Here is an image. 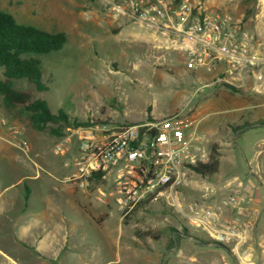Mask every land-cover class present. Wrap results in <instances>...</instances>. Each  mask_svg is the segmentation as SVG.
<instances>
[{
    "label": "rangeland",
    "instance_id": "1",
    "mask_svg": "<svg viewBox=\"0 0 264 264\" xmlns=\"http://www.w3.org/2000/svg\"><path fill=\"white\" fill-rule=\"evenodd\" d=\"M193 1L238 20L253 50L264 59V0ZM114 3L117 0H0V10L12 13L18 22L66 33L68 41L61 49L37 55L48 90L37 91L25 78L15 79L14 87L31 89L54 112L62 109L80 125L65 127L62 136L51 133L50 128L58 125L54 123L35 130L29 113L6 107L1 94L0 112L3 109L17 118L28 141L25 127L36 133L37 140L45 141L42 150L61 162L67 157L70 163L77 140L71 151H55L56 141L70 129L96 124L116 129L185 109L200 118L196 134L207 148L206 163L211 169L192 177L183 192L182 210L161 201L137 205L125 214L117 207L111 214L110 208L103 211V216L109 214L104 226L115 237L110 248L98 234L101 227L85 219L89 212L80 213L54 191L44 189L48 198L58 200L52 207L66 214L65 223L56 224L57 233L65 225L70 232L68 245L82 247L78 256L57 253V264H264V125L257 123L264 118V64L261 80L251 71L243 72L240 90L213 83V77L187 70L180 52L156 39L149 27L115 9ZM10 146L11 158L0 159V264H33L38 254L23 242L22 235L33 236L43 207L34 192L28 198L27 183H17L20 175L28 174L21 159L30 151ZM51 173V180L57 182L59 173ZM205 185L211 188L208 195ZM234 192L244 196L250 209L252 224L243 240L220 241L212 237L220 227L192 222L191 205L199 210L209 204L217 208L223 196ZM83 200L87 205L100 204L93 195ZM222 211L230 218L237 214L232 208Z\"/></svg>",
    "mask_w": 264,
    "mask_h": 264
},
{
    "label": "built area",
    "instance_id": "2",
    "mask_svg": "<svg viewBox=\"0 0 264 264\" xmlns=\"http://www.w3.org/2000/svg\"><path fill=\"white\" fill-rule=\"evenodd\" d=\"M114 8L149 27L155 38L183 56L187 70L227 82L236 87L244 71L257 80L264 59L252 48L248 33L238 20L193 0H117ZM200 118L185 109L162 119L129 123L116 129L96 124L70 129L58 139L55 151L77 148L66 180L86 192H95L103 203H113L123 212L152 202L182 210L183 192L208 159L207 148L196 134ZM198 130V129H197ZM0 137L28 153L30 142L23 128L0 115ZM76 137V139H75ZM75 140V141H74ZM97 181V183H94ZM204 194L211 191L203 186ZM241 193L223 196L217 208L200 210L191 205L192 222L218 228L220 241L244 239L252 220ZM222 208L235 209L227 217Z\"/></svg>",
    "mask_w": 264,
    "mask_h": 264
},
{
    "label": "crops",
    "instance_id": "3",
    "mask_svg": "<svg viewBox=\"0 0 264 264\" xmlns=\"http://www.w3.org/2000/svg\"><path fill=\"white\" fill-rule=\"evenodd\" d=\"M3 112L4 115L2 116H5L12 123L17 122V118L10 114V112L2 109L0 113L3 114ZM21 127L24 129L22 125ZM25 132L27 137L29 138L31 150L30 153L26 155L27 157H22L21 163L28 170V174L20 175L17 183H27L26 185L29 186L28 190L30 192L28 198L31 196L32 192H34L40 206L43 207L40 219L36 221L35 230L32 234L33 236L30 235V237H28L26 235H22L23 242L29 246H32L38 254V258L33 264H57V253L63 254L64 252H70L71 256H78V252L82 248L79 244H76L75 246L68 245L70 232L68 229H66L67 227L65 225L63 227L60 226V232L57 233L55 228H58V226L56 224L58 222L59 225L63 222L65 223L66 220L64 219H66V214H64V212L63 214H59L58 210L54 206L52 207V203L57 202L58 200L48 198L45 193H42L44 192V189L54 191V195L57 196L59 200L61 199L67 204H73L80 213L86 211L89 212L90 216H86L85 219H92L98 226L101 227V229H98V234L99 236H102L104 239H106L107 246L108 248H110L112 237L115 238L114 232L109 226H104V223L107 222L109 214L113 213L116 205L112 202L109 204L103 203L97 198L95 192L83 191L74 183L67 181L66 173L68 172V170H71V166H68L69 158H63L62 163L57 158L50 156L47 151L42 150L43 143L45 142L44 140H37L36 133L32 132V130L28 129L27 127H25ZM10 150L11 146L8 143H5L4 139L0 137V159L4 157L11 158L14 152ZM51 171L59 173L57 182H55V180H51L50 177L53 178V174L51 173ZM50 182H52L53 185H49ZM55 191L59 193H56ZM92 195L98 200V202H100L101 205L98 204L99 206L96 207L92 204L87 205V203L84 202L83 199L86 200L90 196L92 197ZM102 207H105L106 209H103ZM107 208H110L111 211L108 210L109 214L103 216L102 212L107 211ZM54 216H57V220ZM119 237L120 232L116 234V238ZM28 238H34L33 242H27L25 239ZM55 243L60 244L55 245ZM52 248L54 249L52 250Z\"/></svg>",
    "mask_w": 264,
    "mask_h": 264
},
{
    "label": "trees",
    "instance_id": "4",
    "mask_svg": "<svg viewBox=\"0 0 264 264\" xmlns=\"http://www.w3.org/2000/svg\"><path fill=\"white\" fill-rule=\"evenodd\" d=\"M67 41L65 32H50L20 23L12 13L0 10V94L3 104L29 113L30 123L35 130H44L49 123L58 124L50 128L56 136L64 135L65 127L79 126L80 122L70 118L62 109L54 112L48 102L35 96L31 89L15 88L14 80L25 78L37 91H47L49 87L43 81V66L37 55L57 51ZM219 83L233 90L241 89L227 82ZM257 123L264 125V118ZM205 168L211 169L209 163H202L195 169L199 171Z\"/></svg>",
    "mask_w": 264,
    "mask_h": 264
},
{
    "label": "bare ground",
    "instance_id": "5",
    "mask_svg": "<svg viewBox=\"0 0 264 264\" xmlns=\"http://www.w3.org/2000/svg\"><path fill=\"white\" fill-rule=\"evenodd\" d=\"M212 237H215V238H220V239H221V236H219V235H216V234H214V236H212Z\"/></svg>",
    "mask_w": 264,
    "mask_h": 264
}]
</instances>
